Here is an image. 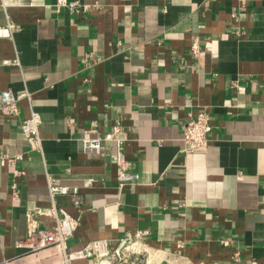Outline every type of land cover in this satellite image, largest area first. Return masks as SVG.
I'll return each mask as SVG.
<instances>
[{"label":"crops","instance_id":"crops-1","mask_svg":"<svg viewBox=\"0 0 264 264\" xmlns=\"http://www.w3.org/2000/svg\"><path fill=\"white\" fill-rule=\"evenodd\" d=\"M80 1L87 10L0 0V26H17L0 37V92L32 96L17 118L0 111V261L53 226L36 216L32 231L26 219L29 207L51 205L49 171L83 196L81 206L57 199L78 220L70 249L146 231L135 246L153 264H264V0ZM196 37L198 58L189 50ZM31 107L42 117L43 154L20 126ZM201 109L209 144L185 153L183 126ZM115 125L138 175L122 192L114 150L82 145ZM3 154L22 158L12 168Z\"/></svg>","mask_w":264,"mask_h":264},{"label":"built area","instance_id":"built-area-1","mask_svg":"<svg viewBox=\"0 0 264 264\" xmlns=\"http://www.w3.org/2000/svg\"><path fill=\"white\" fill-rule=\"evenodd\" d=\"M57 8L66 7L70 10H87L89 5L80 0H57ZM17 29L15 23L8 20L7 24L0 26V37H9ZM190 54L198 58L202 53L200 38L196 37L190 44ZM95 54L90 53L88 60L95 59ZM86 59V60H87ZM17 61V60H16ZM6 62H10L7 60ZM231 87L238 86V79L230 82ZM1 103L0 111L5 116L17 118L20 116L19 101L26 98L31 102L32 96L28 90L15 93L11 89H4L0 92ZM41 114L31 107L30 114L23 117L20 126L25 134L29 148L43 154V137ZM212 131L210 115L205 109L198 110L189 114L183 126V141L185 153H192L195 150L205 148L209 144ZM127 140L124 130L115 125L110 131L103 134L96 133L82 138L83 150L86 153H99L107 145L115 152L116 163L118 166V190L122 192L128 185L136 184L138 175L128 170V160L123 150ZM2 161L16 167V163L22 158L21 154H3ZM22 172L15 169V174ZM47 189L50 195L51 205L48 208L38 206L29 207L26 210L28 228L32 230V224L36 216H50L53 219V226L48 230L34 231L28 240V251L18 257L5 259L0 264H76L77 261L88 260L91 264H153L149 255H145L135 246L137 238L146 233L137 232L135 236H126L116 244H112L108 239H97L88 242L80 248L70 249L68 240L77 229L78 220L74 218L63 206H60L57 199L61 196H71L76 206H81L83 196L78 186L63 184L61 179L51 172L46 171ZM93 177L88 178V183H93ZM13 196L17 197L16 185H13ZM224 245H229V240H223ZM21 245V243H18ZM46 252V253H45ZM238 255V254H237Z\"/></svg>","mask_w":264,"mask_h":264}]
</instances>
